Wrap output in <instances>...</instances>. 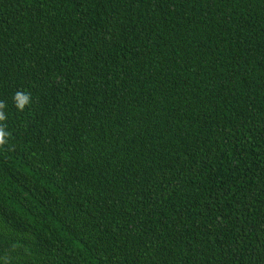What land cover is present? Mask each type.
<instances>
[{
    "label": "trees",
    "instance_id": "trees-1",
    "mask_svg": "<svg viewBox=\"0 0 264 264\" xmlns=\"http://www.w3.org/2000/svg\"><path fill=\"white\" fill-rule=\"evenodd\" d=\"M0 102V264H264V0H0Z\"/></svg>",
    "mask_w": 264,
    "mask_h": 264
},
{
    "label": "clouds",
    "instance_id": "clouds-1",
    "mask_svg": "<svg viewBox=\"0 0 264 264\" xmlns=\"http://www.w3.org/2000/svg\"><path fill=\"white\" fill-rule=\"evenodd\" d=\"M14 101L16 107L23 111L30 103V94H25L22 92H17L14 96ZM5 108V104L3 102H0V122H3L6 120L5 113L3 109ZM10 136V133L5 130V127L3 124H0V146H3L7 143V137Z\"/></svg>",
    "mask_w": 264,
    "mask_h": 264
}]
</instances>
